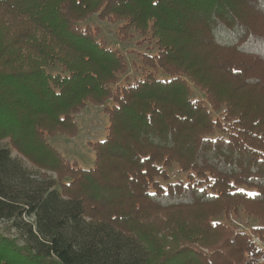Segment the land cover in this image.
I'll use <instances>...</instances> for the list:
<instances>
[{"label": "trees", "instance_id": "1", "mask_svg": "<svg viewBox=\"0 0 264 264\" xmlns=\"http://www.w3.org/2000/svg\"><path fill=\"white\" fill-rule=\"evenodd\" d=\"M94 13L156 49L141 79L118 85L124 57L77 25ZM88 101L109 124L81 168L45 137ZM2 140L0 264H242L253 242L218 216L264 240V0H0Z\"/></svg>", "mask_w": 264, "mask_h": 264}, {"label": "rangeland", "instance_id": "2", "mask_svg": "<svg viewBox=\"0 0 264 264\" xmlns=\"http://www.w3.org/2000/svg\"><path fill=\"white\" fill-rule=\"evenodd\" d=\"M121 22L114 20H105L97 16V13L86 18L83 22H78L77 25L81 28L84 26H89L97 41L106 45L107 48L117 49L120 54L124 57L127 64V72L124 75L119 76L118 85L133 84L136 80L141 79L146 74V68L141 64L139 53L154 54L156 49L149 43L145 42L142 46L136 44L137 40L140 38L139 35L134 31L130 30L125 39H122L121 33H119V25ZM61 68L56 66L51 69V73H59ZM155 75L159 79H166V76L160 71H156ZM191 88V99L204 100V93L199 91L191 83H189ZM108 104H111L108 101ZM104 105H94L89 101L85 103V106L80 109L78 113L74 115V120L77 127V132L73 136H69L65 133H55L46 135V141L53 146L60 154L69 161H74L81 168H89L93 164L94 152L89 146V142H94L102 140L105 133L106 127L109 124L108 116L103 111ZM212 116L214 118H220L221 113L212 111ZM226 136V133L216 129L214 134L210 137H220ZM0 145L9 147L7 140L0 141ZM10 154L12 157L20 158L23 166L27 171L34 173L35 176L40 175L43 169H38L36 165H33L27 159L21 158L14 150L10 149ZM46 172L51 179H55L56 174L50 171ZM168 174V181L186 183V173L181 172L176 164L171 167L166 168ZM157 180L164 186L166 181L161 178ZM239 189L246 191L251 194L252 190L239 187ZM224 225L228 226L234 233H243L249 237L250 241L261 239L256 233H254L253 228L257 226L258 221L256 218L247 216L242 210L237 212H229V214H221L218 216ZM6 224L0 221V234L6 236L13 233L14 230L8 229L7 232ZM262 240V239H261ZM205 250V249H204ZM207 251V250H205ZM246 259L242 260V264H245Z\"/></svg>", "mask_w": 264, "mask_h": 264}, {"label": "built area", "instance_id": "3", "mask_svg": "<svg viewBox=\"0 0 264 264\" xmlns=\"http://www.w3.org/2000/svg\"><path fill=\"white\" fill-rule=\"evenodd\" d=\"M245 264H264V240H253V249L244 254Z\"/></svg>", "mask_w": 264, "mask_h": 264}, {"label": "crops", "instance_id": "4", "mask_svg": "<svg viewBox=\"0 0 264 264\" xmlns=\"http://www.w3.org/2000/svg\"><path fill=\"white\" fill-rule=\"evenodd\" d=\"M105 136V135H104ZM104 138V137H103Z\"/></svg>", "mask_w": 264, "mask_h": 264}]
</instances>
